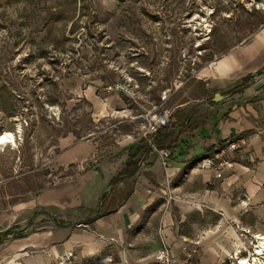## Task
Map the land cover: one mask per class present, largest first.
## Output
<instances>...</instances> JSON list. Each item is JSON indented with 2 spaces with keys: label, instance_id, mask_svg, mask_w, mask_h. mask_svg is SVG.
Segmentation results:
<instances>
[{
  "label": "rangeland",
  "instance_id": "rangeland-1",
  "mask_svg": "<svg viewBox=\"0 0 264 264\" xmlns=\"http://www.w3.org/2000/svg\"><path fill=\"white\" fill-rule=\"evenodd\" d=\"M263 24L264 0H0V133L15 137L0 143V264H156L164 245L175 264L264 260V183L246 203L245 186L222 189L194 160L173 173L153 148L204 127V70ZM87 143L98 149L76 157ZM131 143L166 182L122 246L84 221L130 194L136 178L122 173L96 205L98 164L121 171ZM65 224L105 243L84 255L13 240Z\"/></svg>",
  "mask_w": 264,
  "mask_h": 264
},
{
  "label": "crops",
  "instance_id": "crops-1",
  "mask_svg": "<svg viewBox=\"0 0 264 264\" xmlns=\"http://www.w3.org/2000/svg\"><path fill=\"white\" fill-rule=\"evenodd\" d=\"M258 73H264V24L250 38L220 55L204 70V79L207 80L212 93L209 98L213 109L212 115L203 128L200 126L194 132V136L185 133L180 138L181 145L179 144L170 151V165L166 168L167 170L175 173L186 167L189 160H194L196 164L201 154L212 149L220 141L234 134L248 133L246 147L233 154L236 165L231 174L215 179L209 169L198 168L205 175H209V182L212 180L218 183L224 190L234 189L239 185L245 186L249 194L244 202L250 201L251 203L260 198L259 189L264 183V86L252 90V80L257 81L260 75ZM216 92H220L225 98L220 102H214L212 97ZM137 145L140 144L131 143L126 146L121 165L123 166L121 171H123L130 156L135 154L133 157L137 161L135 171L132 175L126 173V178H136L130 194L116 202L115 207L107 213L99 212L94 219L84 221H91L85 224V227L90 226L93 232L102 236H114L118 240L117 243L122 246L126 244V230L134 228L139 223L144 210L163 191L157 186L166 182L161 176H155L149 172L148 169L152 170L153 166L146 165V159L141 154V146L139 149ZM96 149H98L96 143L81 144L75 156L83 158ZM158 157L156 158L160 162V157L159 159ZM240 160L251 162L253 167ZM118 169L119 166L106 161H100L98 164L97 170L100 175L97 174L99 179L95 187L99 192L96 205H100L103 201L101 199L106 198L105 184L110 183L112 178L121 172H117ZM82 201L89 203L86 197ZM63 203L66 204L65 200ZM229 212L233 214L232 210ZM88 230L76 231L66 224L56 225L24 237H14L13 240H17L24 247L48 249L51 253L73 249L76 244L80 243L82 254L89 255L100 250L105 240H94ZM117 248L120 249V247ZM102 259L104 258H97V260Z\"/></svg>",
  "mask_w": 264,
  "mask_h": 264
},
{
  "label": "built area",
  "instance_id": "built-area-1",
  "mask_svg": "<svg viewBox=\"0 0 264 264\" xmlns=\"http://www.w3.org/2000/svg\"><path fill=\"white\" fill-rule=\"evenodd\" d=\"M257 78L259 79V76ZM247 137L248 135L245 133H238L220 141L212 149L199 156L196 160V166L209 169L215 179L231 174L236 165L233 154L246 147ZM153 148L159 153L162 164L168 167L170 165V151L166 148H158L155 145H153ZM71 255L72 253L70 252L67 254V257L69 258ZM156 264H175L174 258L170 256L166 245H164L158 254Z\"/></svg>",
  "mask_w": 264,
  "mask_h": 264
},
{
  "label": "bare ground",
  "instance_id": "bare-ground-1",
  "mask_svg": "<svg viewBox=\"0 0 264 264\" xmlns=\"http://www.w3.org/2000/svg\"><path fill=\"white\" fill-rule=\"evenodd\" d=\"M15 141V137L14 134L11 131H6L5 133H0V143L1 144H7L10 142H14ZM259 244L257 246V251H256V255L262 253L264 251V235H260L259 236ZM238 251V250H237ZM236 254H239V252H237ZM108 260H110V258H105L103 260H96L94 262V264H99L102 262H107ZM238 264H264V260L260 257V256H255L254 258L249 259V258H242V260H240L238 262Z\"/></svg>",
  "mask_w": 264,
  "mask_h": 264
},
{
  "label": "trees",
  "instance_id": "trees-1",
  "mask_svg": "<svg viewBox=\"0 0 264 264\" xmlns=\"http://www.w3.org/2000/svg\"><path fill=\"white\" fill-rule=\"evenodd\" d=\"M137 148L140 149V145H137ZM161 148H163V147H161ZM138 151H139V150H138ZM134 156H135V154H132V155L130 156V159L126 162V166H125L124 170L121 171V172H119L116 176H114V177L112 178L111 183H114V182H116L117 180H119L120 175H121L122 173H127V175H132V174L134 173V171H135V167H136V164H137V161L134 160V158H133ZM6 231H7V233H8V232H9V229L6 230Z\"/></svg>",
  "mask_w": 264,
  "mask_h": 264
},
{
  "label": "water",
  "instance_id": "water-1",
  "mask_svg": "<svg viewBox=\"0 0 264 264\" xmlns=\"http://www.w3.org/2000/svg\"><path fill=\"white\" fill-rule=\"evenodd\" d=\"M223 98H225V96L223 94H221L220 92H216L214 94V96L212 97V100L214 102H218V101L222 100Z\"/></svg>",
  "mask_w": 264,
  "mask_h": 264
}]
</instances>
